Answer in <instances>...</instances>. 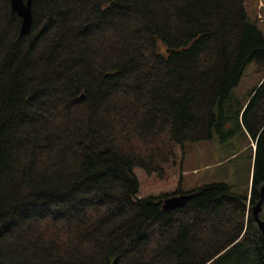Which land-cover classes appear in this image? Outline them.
Instances as JSON below:
<instances>
[{
  "label": "trees",
  "instance_id": "16d2710c",
  "mask_svg": "<svg viewBox=\"0 0 264 264\" xmlns=\"http://www.w3.org/2000/svg\"><path fill=\"white\" fill-rule=\"evenodd\" d=\"M245 2L32 0L20 37L0 0V264H264V76L231 95L247 65L264 72ZM227 123L259 135L248 195L138 197L134 168L163 179L177 145Z\"/></svg>",
  "mask_w": 264,
  "mask_h": 264
},
{
  "label": "rangeland",
  "instance_id": "374dc122",
  "mask_svg": "<svg viewBox=\"0 0 264 264\" xmlns=\"http://www.w3.org/2000/svg\"><path fill=\"white\" fill-rule=\"evenodd\" d=\"M244 6L249 19L264 36V0H246ZM263 76V70L255 67L254 63L247 65L231 92L232 99L244 103ZM231 130L227 139L222 140L215 135L213 141L185 143L183 147L177 145L174 158L163 166V179L134 168L138 180V197L170 195L177 190L188 192L217 183L227 184L230 191L238 196L248 195L251 191L255 141L249 138L241 126L239 129L234 125Z\"/></svg>",
  "mask_w": 264,
  "mask_h": 264
},
{
  "label": "water",
  "instance_id": "95a60500",
  "mask_svg": "<svg viewBox=\"0 0 264 264\" xmlns=\"http://www.w3.org/2000/svg\"><path fill=\"white\" fill-rule=\"evenodd\" d=\"M10 9L12 13H15L21 20L19 34L20 37L28 35L31 31L32 13L31 4L32 0H9ZM191 195H172L167 197L162 203V210L171 211L182 208L186 201L190 199ZM264 203V185L259 189V199L251 207V215L255 220L258 229L264 235V221L260 219V213L262 211V204Z\"/></svg>",
  "mask_w": 264,
  "mask_h": 264
},
{
  "label": "flooded vegetation",
  "instance_id": "af4514ba",
  "mask_svg": "<svg viewBox=\"0 0 264 264\" xmlns=\"http://www.w3.org/2000/svg\"><path fill=\"white\" fill-rule=\"evenodd\" d=\"M232 127H234L233 124H230V123H227V124H226V128L231 129ZM260 135H261V134H260ZM229 136H230V133L226 134V137H227V138H228ZM258 139H259V135L256 136L255 141L257 142ZM258 197H259V191H258ZM257 201H258V198H257ZM254 204H255V203H254Z\"/></svg>",
  "mask_w": 264,
  "mask_h": 264
}]
</instances>
